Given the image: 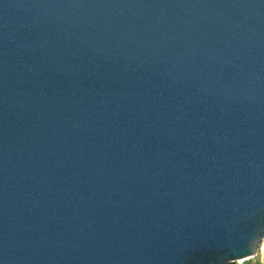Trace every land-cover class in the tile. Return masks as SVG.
Listing matches in <instances>:
<instances>
[{"label":"water","instance_id":"95a60500","mask_svg":"<svg viewBox=\"0 0 264 264\" xmlns=\"http://www.w3.org/2000/svg\"><path fill=\"white\" fill-rule=\"evenodd\" d=\"M263 241L264 0H0V264Z\"/></svg>","mask_w":264,"mask_h":264},{"label":"rangeland","instance_id":"374dc122","mask_svg":"<svg viewBox=\"0 0 264 264\" xmlns=\"http://www.w3.org/2000/svg\"><path fill=\"white\" fill-rule=\"evenodd\" d=\"M262 262H264V243H262L259 253L255 256V258L245 260L242 264H257Z\"/></svg>","mask_w":264,"mask_h":264},{"label":"built area","instance_id":"2783aa9c","mask_svg":"<svg viewBox=\"0 0 264 264\" xmlns=\"http://www.w3.org/2000/svg\"><path fill=\"white\" fill-rule=\"evenodd\" d=\"M255 258V257H254ZM244 261L243 260H240V262H238V264H242ZM252 264V263H251ZM257 264H264V262L262 263H257Z\"/></svg>","mask_w":264,"mask_h":264},{"label":"bare ground","instance_id":"6f19581e","mask_svg":"<svg viewBox=\"0 0 264 264\" xmlns=\"http://www.w3.org/2000/svg\"><path fill=\"white\" fill-rule=\"evenodd\" d=\"M264 243V242H263ZM263 248V247H262Z\"/></svg>","mask_w":264,"mask_h":264}]
</instances>
